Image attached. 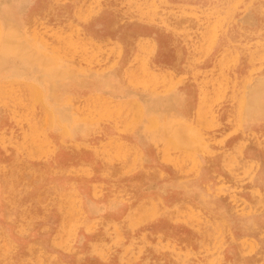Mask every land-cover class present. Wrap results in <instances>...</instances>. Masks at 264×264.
<instances>
[{"label":"rangeland","instance_id":"1","mask_svg":"<svg viewBox=\"0 0 264 264\" xmlns=\"http://www.w3.org/2000/svg\"><path fill=\"white\" fill-rule=\"evenodd\" d=\"M0 51V264H264V0H0Z\"/></svg>","mask_w":264,"mask_h":264},{"label":"bare ground","instance_id":"2","mask_svg":"<svg viewBox=\"0 0 264 264\" xmlns=\"http://www.w3.org/2000/svg\"><path fill=\"white\" fill-rule=\"evenodd\" d=\"M72 47H74V46H72ZM72 47H71V48H72ZM8 49L10 50V48H8V47L5 48V50H8ZM2 50H3V49H2ZM2 50H1V51H2ZM1 51H0V53H1ZM66 51H67V50H66ZM6 52H7V51H3V54L6 53ZM66 54H67V53H66ZM0 60H1V56H0ZM47 63H48V62H47ZM28 87H29V86H27V88H28ZM29 90H30V89H29ZM33 92H34L35 96H37V97H38V95L40 94V90H39V88L36 87V86H34V88H33ZM164 93H165V92H164ZM28 94H29V93H28ZM31 94H32V93H31ZM41 95H42V92H41ZM41 95H40V97H42ZM35 96H33V97H35ZM29 99H30V97H29ZM71 100H72V99H71ZM240 102H242V103L244 104V100H243V101H240ZM254 102H255V104L260 103V100H259L258 96L256 97V100H255ZM71 105H72V104H71ZM128 105H129V104H128ZM133 105H135V104H132V106H133ZM238 105H239V104H238ZM238 105H237V107H238ZM241 105H242V104H241ZM110 106H111V105H110ZM130 106H131V105H130ZM243 107H244V106H243ZM243 107H242V108H243ZM137 108H138V105H137ZM137 108H136V109H137ZM238 108H239V107H238ZM136 109H135V111H136ZM138 109H142V108H138ZM239 109H240V108H239ZM112 110H113V109H112ZM241 110L243 111V109H240V111H241ZM76 111H77V110H76ZM114 111H115V110H114ZM138 111H139V110H138ZM142 111H143V110H142ZM103 112H104V111H103ZM118 112H119V111H118ZM133 112H134V111H133ZM82 113H83V111H82ZM238 113H240V112H238ZM96 114H97V113H96ZM132 114L134 115V113H132ZM141 114H142V113H141ZM141 114H140V116H141ZM137 115H139V114L137 113ZM120 116H121V115H120ZM124 116H125V114H124ZM84 117H86V116H84ZM91 117H92V116H91ZM118 117H119V116H118ZM134 117H135V119H137V117H136L135 115H134ZM134 117H133V118H134ZM138 117H139V116H138ZM81 118H82V117H81ZM82 119H83V118H82ZM85 119H86V118H85ZM135 119H134L133 121H135ZM87 120H88V119H87ZM138 120H139V119H138ZM138 120H137V121H138ZM154 120H156V119H154ZM154 120H153V121H154ZM152 123H153V122H152ZM156 125H158V124H156ZM169 125L171 126V124H169ZM154 126H155V122H154ZM171 127H172V126H171ZM165 128H166V126H165ZM149 129H150V128H149ZM171 129H172V128H171ZM147 130H148V129H147ZM172 130H174V129H172ZM184 130H185V128H184ZM61 131L65 132V130H63V129H62ZM167 131H168V130H167ZM174 131H175V130H174ZM174 131H172V132L174 133ZM186 131H187V129H186ZM185 133H187V132H185ZM193 133H194V132H193ZM176 134H177V133H176ZM192 135H193V134H192ZM186 136H187V135H186ZM186 136H185V137H186ZM180 138H181V137H180ZM182 138H183V137H182ZM182 138H181V139H182ZM188 138H189V137H188ZM190 138H192V137H190ZM170 139H172V138H169V142L171 141ZM178 139H179V137H178ZM174 140H175V139H174ZM181 141H182V144H184L183 140H181ZM171 142L173 143V139H172ZM171 142H170V143H171ZM175 142H178V141H175ZM175 142H174V143H175ZM186 143H187V142H186ZM167 144H168V142H167ZM177 144H178V143H177ZM187 144H188V143H187ZM170 145L173 146L174 144H173V145L170 144ZM180 146H181V145H180ZM173 147L176 148V146H173ZM184 147H186V146H184ZM184 147H182V148H184ZM184 151H185V150H184ZM188 153H189V152H188ZM189 154H190V153H189ZM135 155H136V154H135ZM191 155H192V154H191ZM186 156H187V155H186ZM191 157H193V156H191ZM191 157H190V158H191ZM140 158H141V157H140ZM134 159H135V158H134ZM134 159H133V160H134ZM141 159H142V158H141ZM193 159H194V158H193ZM135 160H136V159H135ZM178 160H179V159H178ZM190 160H191V159H190ZM191 161H192V160H191ZM184 163H185V162H184Z\"/></svg>","mask_w":264,"mask_h":264}]
</instances>
